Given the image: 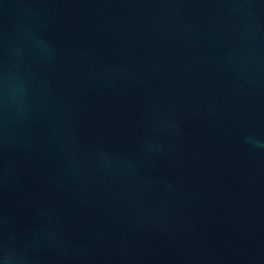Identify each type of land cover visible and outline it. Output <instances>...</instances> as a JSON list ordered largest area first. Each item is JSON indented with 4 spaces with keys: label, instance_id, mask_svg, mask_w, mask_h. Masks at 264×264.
I'll list each match as a JSON object with an SVG mask.
<instances>
[{
    "label": "water",
    "instance_id": "1",
    "mask_svg": "<svg viewBox=\"0 0 264 264\" xmlns=\"http://www.w3.org/2000/svg\"><path fill=\"white\" fill-rule=\"evenodd\" d=\"M0 264H264V0H0Z\"/></svg>",
    "mask_w": 264,
    "mask_h": 264
}]
</instances>
